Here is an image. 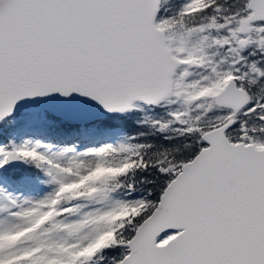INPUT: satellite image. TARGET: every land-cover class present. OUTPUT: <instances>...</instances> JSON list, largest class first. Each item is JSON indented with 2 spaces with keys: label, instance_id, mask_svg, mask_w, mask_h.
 <instances>
[{
  "label": "snow or ice",
  "instance_id": "snow-or-ice-1",
  "mask_svg": "<svg viewBox=\"0 0 264 264\" xmlns=\"http://www.w3.org/2000/svg\"><path fill=\"white\" fill-rule=\"evenodd\" d=\"M0 264H264V0H0Z\"/></svg>",
  "mask_w": 264,
  "mask_h": 264
},
{
  "label": "trees",
  "instance_id": "trees-1",
  "mask_svg": "<svg viewBox=\"0 0 264 264\" xmlns=\"http://www.w3.org/2000/svg\"><path fill=\"white\" fill-rule=\"evenodd\" d=\"M135 118H136L135 116L129 117L126 122H122L121 120L118 119H110L107 123L113 128L120 129L121 132H128L131 134L134 131L132 120H134ZM119 134H120L119 132L112 133L111 138L115 139L118 137Z\"/></svg>",
  "mask_w": 264,
  "mask_h": 264
}]
</instances>
